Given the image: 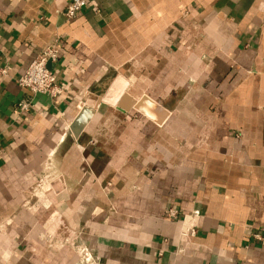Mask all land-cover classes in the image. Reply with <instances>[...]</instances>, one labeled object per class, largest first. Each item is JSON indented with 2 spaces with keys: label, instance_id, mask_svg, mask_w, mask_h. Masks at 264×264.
<instances>
[{
  "label": "crops",
  "instance_id": "1",
  "mask_svg": "<svg viewBox=\"0 0 264 264\" xmlns=\"http://www.w3.org/2000/svg\"><path fill=\"white\" fill-rule=\"evenodd\" d=\"M69 1L0 0V264H264V0Z\"/></svg>",
  "mask_w": 264,
  "mask_h": 264
},
{
  "label": "built area",
  "instance_id": "2",
  "mask_svg": "<svg viewBox=\"0 0 264 264\" xmlns=\"http://www.w3.org/2000/svg\"><path fill=\"white\" fill-rule=\"evenodd\" d=\"M89 0H70L66 5L63 16L70 20L77 16L88 4ZM60 37L56 36L51 42L39 52V54L31 60L26 69L15 78L16 84L29 92L27 99L19 102L17 106L18 112L28 111L33 105L34 96L44 94L51 98L61 95L64 91L62 84L57 81L56 75L48 67L58 58ZM10 67L7 64H0V82L10 77ZM1 157V150H0ZM170 217H176L175 210L169 211ZM252 237L255 240H261L262 236L259 232H254Z\"/></svg>",
  "mask_w": 264,
  "mask_h": 264
},
{
  "label": "water",
  "instance_id": "3",
  "mask_svg": "<svg viewBox=\"0 0 264 264\" xmlns=\"http://www.w3.org/2000/svg\"><path fill=\"white\" fill-rule=\"evenodd\" d=\"M145 105H147L146 107L141 106V104L137 105V108H139L140 110L144 111L146 114H148V116L153 117L154 113L159 112L160 114H162L163 112L152 102L150 101H143ZM142 102V103H143ZM86 113V109L82 110L80 112V114L78 115V117L75 119L74 124H73V130L76 132L77 129L81 128V126L84 124V121L86 119V117L82 116V114ZM154 118V117H153ZM157 120V118H155ZM158 121V120H157Z\"/></svg>",
  "mask_w": 264,
  "mask_h": 264
}]
</instances>
